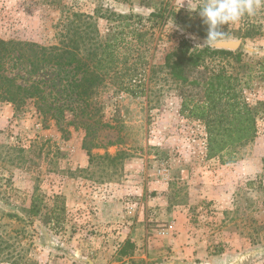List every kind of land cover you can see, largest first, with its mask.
<instances>
[{
	"label": "rangeland",
	"instance_id": "374dc122",
	"mask_svg": "<svg viewBox=\"0 0 264 264\" xmlns=\"http://www.w3.org/2000/svg\"><path fill=\"white\" fill-rule=\"evenodd\" d=\"M145 2L0 0V39L25 55L6 72L42 89L22 112L0 103V264H264V113L232 163L209 159L205 126L180 115L166 67L182 38L205 46L184 24H201L188 8L200 1ZM166 9L175 16L146 20ZM248 20L261 35L244 37ZM222 30L241 41L240 61L210 68L226 66L246 102L264 104V7ZM74 56L88 69L65 65ZM100 60L114 67L98 71ZM86 69L97 83L85 91ZM36 192L45 207L30 217ZM63 202L54 228L44 215Z\"/></svg>",
	"mask_w": 264,
	"mask_h": 264
},
{
	"label": "trees",
	"instance_id": "16d2710c",
	"mask_svg": "<svg viewBox=\"0 0 264 264\" xmlns=\"http://www.w3.org/2000/svg\"><path fill=\"white\" fill-rule=\"evenodd\" d=\"M200 1V0H198ZM144 3L148 4L149 2ZM116 19L129 20L132 17L137 18L143 27L145 20L141 15H121L112 13ZM175 16L174 10H160L152 12L146 20L153 22L158 20L167 21ZM109 20V18H108ZM188 30L196 33L198 37L206 39L207 26L203 24H192L184 22ZM153 27V26H152ZM223 27V26H222ZM262 26L256 22L245 21L243 23L244 37L253 38L261 35ZM147 31L138 32L139 37H144ZM221 40H224L223 38ZM220 40V41H221ZM16 44L7 43L0 39V103L12 104L17 112H22L31 100L42 98V89L36 83L32 85L18 84L15 78L10 77L5 65L9 60L15 59L22 61L24 53L18 51ZM241 54L227 50L213 49L205 45L203 48L195 46L188 38H182L178 46L166 58V67L170 70L172 77L180 85L179 96L182 99L180 115L185 118H191L201 122L207 133L208 158H219L223 163H232L234 153L237 147L243 146L256 139L258 135V116L264 113V104L259 103L256 107L251 106L243 97L241 86L242 82L238 77L230 74L226 66L219 68H210L209 64L216 60L227 61L234 59L240 61ZM106 60V59H105ZM100 60L94 67L101 71L114 67V62L106 61L103 66ZM58 65L63 62L58 61ZM74 63L82 64L76 67L77 70L86 67V64L78 60L75 56L68 58L65 65L72 66ZM34 66V65H33ZM264 67V62L262 64ZM88 69V68H87ZM85 71L78 87L85 91L97 83L95 76L89 74L90 70ZM138 80L131 77V84ZM247 84V82H245ZM244 83V85H246ZM130 91V90H128ZM130 93H132L130 91ZM225 156L229 159L224 160ZM56 200H60L56 197ZM44 200L41 194L35 193L32 196L28 214L30 217H39L42 215ZM65 212L64 202L62 206H56L52 213L45 214V221L54 228H61L64 219L62 214ZM129 242L123 249V255L127 256L129 249H133Z\"/></svg>",
	"mask_w": 264,
	"mask_h": 264
},
{
	"label": "clouds",
	"instance_id": "9594fccd",
	"mask_svg": "<svg viewBox=\"0 0 264 264\" xmlns=\"http://www.w3.org/2000/svg\"><path fill=\"white\" fill-rule=\"evenodd\" d=\"M264 7V0H200L193 10L198 11L203 24L207 26V36L203 45L215 47L225 36L222 26L239 22L245 16L252 17Z\"/></svg>",
	"mask_w": 264,
	"mask_h": 264
},
{
	"label": "water",
	"instance_id": "95a60500",
	"mask_svg": "<svg viewBox=\"0 0 264 264\" xmlns=\"http://www.w3.org/2000/svg\"><path fill=\"white\" fill-rule=\"evenodd\" d=\"M240 45H241V41L221 40L217 43V45L215 47H211V48L235 52L240 48Z\"/></svg>",
	"mask_w": 264,
	"mask_h": 264
},
{
	"label": "built area",
	"instance_id": "2783aa9c",
	"mask_svg": "<svg viewBox=\"0 0 264 264\" xmlns=\"http://www.w3.org/2000/svg\"><path fill=\"white\" fill-rule=\"evenodd\" d=\"M170 228H172V227L170 226Z\"/></svg>",
	"mask_w": 264,
	"mask_h": 264
}]
</instances>
